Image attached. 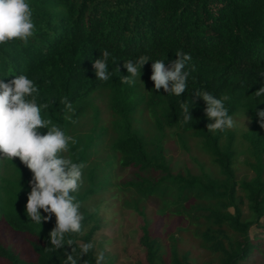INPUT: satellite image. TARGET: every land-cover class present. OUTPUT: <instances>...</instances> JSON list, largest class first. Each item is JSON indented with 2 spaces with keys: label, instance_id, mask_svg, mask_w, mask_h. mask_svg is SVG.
<instances>
[{
  "label": "trees",
  "instance_id": "trees-1",
  "mask_svg": "<svg viewBox=\"0 0 264 264\" xmlns=\"http://www.w3.org/2000/svg\"><path fill=\"white\" fill-rule=\"evenodd\" d=\"M35 24L27 44L11 40L0 44V79L24 74L39 89L42 110L66 134L77 140L63 155L85 163L83 183L78 193L84 215L83 234H70L73 246L56 250L49 232L55 216L38 225L25 211L32 173L18 159L0 158V225L25 242V252L0 238V264H67L65 251L74 257L81 245L91 243L99 227L97 208L87 205L90 198L110 186L103 164L92 161L106 148L122 168L137 169L134 177L119 183L122 190L135 193L133 208L142 220L139 243L145 250V264H164L160 240L148 228L141 203L149 197L162 199L172 194L173 212L192 227L199 245L213 257L205 264H264V127L257 110H264V95L256 96L264 86V0H27ZM107 49L108 81L97 79L93 62ZM181 50L192 59L188 88L181 95L156 92L150 76L154 60L166 66ZM147 55L135 84H121L127 75L126 60ZM115 64H113V62ZM194 68V70H193ZM202 89L225 101L229 115L244 111L251 124L240 138L246 143V171L236 166L237 135L233 129L207 131L214 123L204 112L206 103L193 94ZM104 94L110 118L102 121L97 100ZM71 102L69 112L60 103ZM192 101L193 120L184 123L181 101ZM55 101L54 103H52ZM146 110L152 119V134L138 126L136 115ZM90 116L89 125L80 131V121ZM75 121V123H73ZM194 138L209 155L217 175L201 171H173L165 154L166 129ZM47 129H41L46 132ZM99 166V169H98ZM250 172V174H248ZM41 214L43 213L41 210ZM260 232L251 236V228ZM170 264H192L189 253H177L173 237ZM92 244V243H91ZM94 247L77 264H96Z\"/></svg>",
  "mask_w": 264,
  "mask_h": 264
},
{
  "label": "clouds",
  "instance_id": "clouds-1",
  "mask_svg": "<svg viewBox=\"0 0 264 264\" xmlns=\"http://www.w3.org/2000/svg\"><path fill=\"white\" fill-rule=\"evenodd\" d=\"M34 32L32 9L27 0H0V44L11 40L27 44ZM101 51L102 57L93 62V68L98 80L108 81L113 72L120 73V68L115 67L110 72L108 61L111 53L107 49ZM175 55L177 58L168 66L164 60H154L150 79L156 92L163 89L167 94L181 97L188 88L190 73L185 69L192 57L181 50H177ZM149 60L151 59L147 55H141L135 60L124 61L123 67L128 74L120 75L121 84L133 86ZM193 94L206 103V117L215 121L206 125L207 131L215 133L217 130L236 127V121L225 107L229 96L217 98L202 89H194ZM255 94L258 97L264 95V86L255 91ZM38 95V87L24 74L14 75L8 82L0 79V158L18 159L32 173L28 182L31 190L27 194L26 215L38 225L55 216V226L49 232V237L50 244L59 250L65 245L73 246L72 239L65 241L67 235L83 234L84 215L74 193L79 192L83 183L86 164L74 162L63 155L69 152V145H75L77 140L66 134L50 118H44L42 110L48 109L49 104L38 103ZM60 103L65 105L67 111H74L67 98H63ZM192 103L190 100L180 102L182 119L186 124L193 120ZM256 114L261 127H264V110H257ZM41 129L47 131L41 132ZM41 210L47 215L42 216ZM93 247L91 243L82 244L79 257L73 256V247L70 253L65 251L67 264H77ZM103 261L104 254L101 252L97 255L96 264H103Z\"/></svg>",
  "mask_w": 264,
  "mask_h": 264
},
{
  "label": "rangeland",
  "instance_id": "rangeland-1",
  "mask_svg": "<svg viewBox=\"0 0 264 264\" xmlns=\"http://www.w3.org/2000/svg\"><path fill=\"white\" fill-rule=\"evenodd\" d=\"M103 96L104 94L99 96L97 103L101 109L102 121H108L110 114ZM89 119V115L84 117L77 128L80 131L85 130L84 127L89 125ZM233 119L236 121V127L232 129L237 135L235 140L236 166L239 174H242L246 171L243 160L248 156V150L240 135L248 130L251 120L244 111L238 112ZM136 121L138 126L146 129L147 134L153 133L152 119L148 111H139ZM175 130V128H167L164 141L165 154L171 162L173 171L189 170L193 173L205 171L210 175H217L216 167L212 164L209 155L200 148L198 142L185 134L177 136ZM104 157L109 158V165L105 163L103 166H106L104 173L110 178V186L87 202L89 207L97 208L100 216L99 227L91 238L94 252L97 255L101 252L104 254L103 264H145V250L139 243L142 220L133 208L136 196L133 191L122 190L119 185L133 178L137 169L122 168L115 159L109 156L106 148H102L91 162L94 160L101 163ZM172 197V194L162 199L152 196L141 201L144 205L143 212L148 221V228L160 240V254L164 264H170L171 237L177 246V253L187 251L192 264H205L213 255L199 245V239L193 236L192 227L188 225V222L174 214L173 210L176 207L171 203ZM258 232L260 230L257 227L249 231L251 236ZM260 233L263 234V231ZM0 238L11 242L15 248L25 252L23 239L19 236L13 237L10 231L1 225ZM263 258L264 256L262 260Z\"/></svg>",
  "mask_w": 264,
  "mask_h": 264
}]
</instances>
